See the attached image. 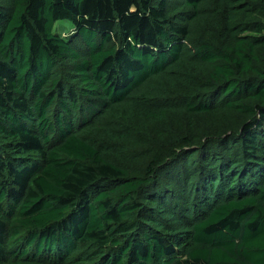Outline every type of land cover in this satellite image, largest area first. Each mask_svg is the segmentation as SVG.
Wrapping results in <instances>:
<instances>
[{"label":"trees","instance_id":"1","mask_svg":"<svg viewBox=\"0 0 264 264\" xmlns=\"http://www.w3.org/2000/svg\"><path fill=\"white\" fill-rule=\"evenodd\" d=\"M0 264H264V0H0Z\"/></svg>","mask_w":264,"mask_h":264}]
</instances>
